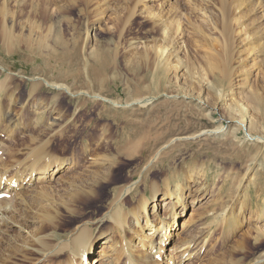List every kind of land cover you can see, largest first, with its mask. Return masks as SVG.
Segmentation results:
<instances>
[{"label": "rangeland", "instance_id": "obj_1", "mask_svg": "<svg viewBox=\"0 0 264 264\" xmlns=\"http://www.w3.org/2000/svg\"><path fill=\"white\" fill-rule=\"evenodd\" d=\"M234 1L0 0V84L16 89L3 111L21 115L18 123L15 117L0 122L15 137H0L11 150L7 161L23 160L43 139L45 153L67 162L41 183L47 202L27 205L31 219L20 223L31 236L51 233L55 243L83 223L90 235L108 232L111 223L100 221L105 208L134 184L124 212L139 213L143 202L150 217L167 221L172 207L164 203L195 194L200 172L204 196L187 199L176 225L181 229L194 209L212 215L195 225L207 221L206 245L183 264H253L264 256V144L246 141L238 124L243 109L248 126L256 125L253 133L264 136V57L257 55L264 0H250L251 7L244 0L251 10L242 11ZM33 77L43 81L34 84ZM145 98L153 100L136 103ZM39 104L49 112L35 111ZM58 113L60 129L43 128ZM219 127V134L195 137ZM153 189L166 194L156 199L159 210ZM221 203L231 207L227 220L238 214L230 231L212 211ZM45 213L49 225L39 221ZM9 231L0 241V262L44 263L27 249L33 238Z\"/></svg>", "mask_w": 264, "mask_h": 264}, {"label": "bare ground", "instance_id": "obj_2", "mask_svg": "<svg viewBox=\"0 0 264 264\" xmlns=\"http://www.w3.org/2000/svg\"><path fill=\"white\" fill-rule=\"evenodd\" d=\"M222 2L225 3V0H222ZM248 3L249 7H251L252 1L249 0ZM232 5L236 10L239 11H242L243 8H245V10L250 9L247 8V1L244 0H235ZM252 7H254V5ZM255 36H257V33L255 34ZM257 44L259 48V50L257 51V55L258 57L263 58L264 43L259 40ZM156 56L158 61L160 62L163 55L159 52H156ZM256 59L258 58H255L254 60ZM261 62H263V59H261ZM186 72L187 71H185V73ZM93 74L96 77L98 76V73L95 70H93ZM41 80L43 81V78L33 77L30 81L34 84H38L37 82ZM46 86L48 85L46 84ZM52 86L58 91H63L64 93L66 92L68 94H71L70 90H68L66 86H63L61 84H52ZM13 90L16 89L8 91L5 83H3V85L0 84V122L2 120H5V118L12 119L11 117H15L13 120H15L16 123L21 120L20 114H16L15 116L11 115L7 111H3V101L8 97H13V95L15 94ZM252 99L255 101L258 100L257 97L253 96ZM152 100L153 99L151 98H145L140 99L136 103L144 107L147 106ZM113 104L118 105L117 103ZM33 106H35V104ZM39 109H43L44 111ZM36 110H39V112L43 114V112L45 113L48 110V107H43L39 104L37 105L35 111ZM52 110L51 113L53 112ZM242 112L243 115L238 121V124L241 130H243L244 139L249 142L264 144V136L255 135L253 133L252 129L256 128V125L251 121L250 128V126H248L246 122L247 119L243 109ZM9 124H11V121ZM61 124L62 114L58 113L54 116L51 123L45 120L43 122V128L50 127L52 129L53 127L54 129L55 127L56 130H59ZM222 131V127L211 130H203L195 137L204 136L205 134H219ZM42 133L45 132H41V134ZM12 134V131L0 129V137L2 138L10 139L12 137L15 139ZM45 137L48 138V136ZM187 138L192 137H186V139ZM37 142L38 144L32 150H28L23 153V160H13L10 162L7 161V157L11 155V150H9V147L8 149L7 147L5 148V142L3 141V139L0 140L1 242L4 241L5 234H9L11 232L9 231L11 229H15L17 232L24 234L25 237H23L25 239L28 238L31 240L33 238L32 243L27 246V249L38 251L40 261H43V264H91V256H93L95 248L98 244H101V242H104L102 243V250L98 257L93 258V264H183L186 260L192 258V255L194 254V252H196L197 247H199L200 245L204 247L206 245L205 239L207 237H204L202 231L206 229L207 221H205L204 223H200V225L198 226L195 225L197 224V222H201L200 219H202L204 215L210 214L207 209H203V211L200 212L195 211L194 209L195 212L193 211V214H191L190 217L186 221H184L181 229L177 228L179 227V224L176 225L177 218L182 216L185 208H187V199L191 198L192 201L195 202L200 197L204 196V187L207 188V186L204 183L202 184V182L199 183V177H202L200 172L196 174L199 175V177L197 176L198 186L196 187L195 191H191L195 194L191 195L189 192H185L176 200V202H172L171 204L170 202L164 203L165 207L168 205H171L172 207V212L169 214V220L167 221L163 219L155 220L153 217H150L148 215V208L146 206V203L143 202L139 207V213L135 211L124 212V208L126 206L124 200L135 186L134 184L122 189L119 194L116 195L105 208L106 212L103 213L100 221L102 223H111L110 225L112 226L109 225V227L112 228L108 229V232H102L98 236L90 235L88 233L87 224L83 223L76 226L66 238L56 240L55 243L50 242L51 239H55V236L52 238L53 234L51 233H45L38 237L31 236V232L27 230L26 226L20 223V221H28L29 219H31L29 215H26L31 211V207H28V204L31 205L29 201L39 199L45 200L48 187L46 185H42L41 183L49 178V176L54 175L55 172L61 170L63 167H65V165H67L66 160L53 159L49 156L48 153H45V142L43 141V139H38ZM184 190L189 191V189H187L186 187ZM160 196H163V198H165L166 194L159 193L158 190L153 189L150 199L154 200V210H156L158 206L156 203V199ZM29 197L30 199H28ZM45 202L47 201L45 200ZM209 202H212V200ZM179 208H182L181 212H178ZM230 208L231 207L226 205V203H221L219 206L215 207V209L212 210L216 211L215 217L217 218L216 220H219V223H226L228 231H230L232 225L238 220V214H235V212H232L230 214V218L228 220L226 219V217L229 215ZM157 210H159V208ZM23 215L27 219H24ZM40 220H42L44 225H49L52 221V217L48 213H45L40 215L39 221ZM131 224L134 225L135 229L131 228ZM261 229L262 227H258L257 231H260ZM10 238L12 237L10 236ZM127 239H130V241ZM165 244L167 246H169V244H173V246L167 247L165 246ZM194 245H196V247H194L193 249ZM172 251L174 253V256L172 255V258L168 259L167 254ZM59 255H63L64 258L62 260L54 259L55 256ZM51 256L52 261H49L48 259ZM262 261H264V256L253 262V264H261ZM5 263V260L0 262V264Z\"/></svg>", "mask_w": 264, "mask_h": 264}]
</instances>
